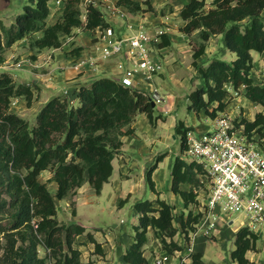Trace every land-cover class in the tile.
<instances>
[{"label": "trees", "instance_id": "obj_1", "mask_svg": "<svg viewBox=\"0 0 264 264\" xmlns=\"http://www.w3.org/2000/svg\"><path fill=\"white\" fill-rule=\"evenodd\" d=\"M51 2L54 4L55 0H29L9 30L0 19V34L5 31L7 35L5 44L0 35V67L4 63L5 49L27 38L31 39L32 49L41 51L60 48L69 37L76 36L75 31L83 25L81 0H62L57 8L61 11L60 17L49 25ZM144 5L150 6L149 1H118V6L130 13L142 12ZM206 8L207 0H190L180 12L185 22L182 32L188 36L198 32L201 39L193 52L192 66L203 85L188 96L189 111L197 115L204 112L208 118L215 119L225 111L233 92H243L247 100L264 108V80L257 81L253 73L256 64L253 53L264 57V0H212L211 9ZM108 28L112 27L104 12L89 7L86 29ZM37 34L41 36L32 39ZM217 35L223 38L224 47L234 53L236 59L200 63L206 54V43ZM162 40L159 46L170 45L166 35ZM70 92L68 97L52 98L39 112L36 125L31 127L27 120L11 111L13 100L32 99L31 87L16 86L10 74H0V227L7 240L0 264H83L81 253L73 248L78 236L87 237L95 244L97 252H102L100 244L84 227L59 223L57 201L76 194L86 183L100 194L113 174V160L123 146L122 138L133 132H123V128L140 114H146L154 124V107L147 96L112 78H100ZM210 106H214L212 111ZM240 126L245 127L249 138L264 146L263 112L253 121L243 119L238 123ZM190 130L183 122L176 128L184 151ZM156 168L157 164L146 177L153 189L152 173ZM45 171L53 172L57 185L55 194L40 181ZM207 181L202 165L176 158L171 191L181 197L186 209L196 204L199 190L208 188ZM183 185H188L189 189L183 190ZM136 208L140 213L139 224L134 227L133 242L123 255V264H151L145 256L150 231L168 247L184 250L174 242L179 228L175 225L173 206L157 199L140 202ZM191 212L180 224L188 230L187 234L196 231L203 216L198 213L192 218ZM3 220L7 221L6 225H1ZM186 238L190 240L189 235ZM257 242L256 233L240 228L235 233L231 259L238 264H254L246 255L257 251ZM41 246L48 251L44 258L39 256ZM188 257L189 264H205L201 252Z\"/></svg>", "mask_w": 264, "mask_h": 264}, {"label": "rangeland", "instance_id": "obj_2", "mask_svg": "<svg viewBox=\"0 0 264 264\" xmlns=\"http://www.w3.org/2000/svg\"><path fill=\"white\" fill-rule=\"evenodd\" d=\"M135 2L145 3L147 0H132ZM150 6L144 5V9L142 12L136 13V16H143L140 20H135L132 18L130 13L124 10L129 14L130 19L136 24H143L145 28L151 33L155 34L158 30H162L164 35H169L171 29L175 30V34L177 35H186L182 32V27L185 25V22L181 19L178 10L183 5V3L187 0H148ZM212 0H207V10L211 9ZM29 4V0H0V19L5 26L6 30H9L12 25L15 23L16 18L23 13L24 7ZM51 3V7H52ZM54 7V6H53ZM52 7V8H53ZM120 7V6H119ZM101 11L104 12L108 21H112L114 17L116 18L117 14H112L106 12L105 5L102 8H99ZM52 14V13H51ZM169 15L171 20H169V24H161L157 25V30L155 33L152 32L153 26H151V22L146 19L148 17H153V19H160L164 16ZM52 16V15H51ZM140 16V17H141ZM59 17L53 16L49 17L47 23H54ZM120 18V16H119ZM83 19V18H82ZM121 19V18H120ZM123 20V19H122ZM124 21V20H123ZM83 25L81 28L76 30V36L73 40L67 45L68 55H71L75 59H78L83 56H96L97 54V47L95 50L91 52L89 48L86 46L90 43H95L98 39H93L95 36H98L96 31H92V35L84 32V28L86 25L83 20ZM123 27V26H122ZM156 28V27H154ZM162 28V29H159ZM170 28V29H169ZM87 30V29H86ZM124 34H126L125 29H123ZM165 31H168L165 34ZM172 32V31H171ZM173 33V32H172ZM1 40L2 43L5 44L7 41V35L5 31L1 32ZM171 36V35H170ZM189 40H187L186 45H181L179 39L174 38L173 43H171L170 38L168 37L171 47L169 48L168 54L164 57L160 54L158 49L163 47L159 46L163 41V35L157 42L154 43L152 50L154 51V58L161 62L163 71L160 75H157L153 78L152 83L156 81V84L159 87L160 96L164 99V102L161 104H156L154 108V124L152 126L160 127L159 131L164 133L163 139L164 142H158L156 146L153 148L152 153L154 154V160L148 159L149 156H142L138 150H133L132 148L128 150V156H130L133 160L139 162L141 167H148L151 168L152 166L159 164L157 169L159 170L158 177H159V185L162 188V199L164 196L165 200H169V197L172 195L171 190H169L170 182H171V173L174 162L176 158L181 157L186 159L187 155L182 148V138L180 135L177 134L176 126L177 123L183 121L187 128L191 130H195L196 133H201L207 131L209 128L212 127V120L208 118L207 114L202 112V114H195L189 111V100L188 96L191 92L195 91L199 87L203 85V81L197 76V72L192 66L193 57L190 52H194L195 49L201 44V39L199 38L198 32L192 33L190 36L186 35ZM217 36H212L209 42L206 43L207 50L206 54L203 56V60L200 63L206 65L212 59H220L226 62H232L235 58V54L228 51L224 47L223 38L220 36L219 39H215ZM36 35L32 36L34 39ZM100 39V37H99ZM185 39V38H184ZM101 40V39H100ZM219 40V41H218ZM217 42H219L217 44ZM19 43V42H18ZM31 39L27 38L26 44L17 47L14 51H9L11 48H6L3 53L4 63L1 67H12L10 70H5L0 67V74L8 73L11 75L14 81L18 84L21 83H28L29 85H33L34 83L32 80L34 79L32 76H29L27 79L20 80L18 75L20 69H22V59H32L35 57L34 55H30L29 52L32 50L30 45ZM17 44V43H16ZM85 45V46H84ZM170 46V45H169ZM81 50L80 55L77 52ZM7 51H9L7 53ZM83 51V52H82ZM90 51V52H89ZM52 54H49L46 57L45 62L50 63L54 61L53 59L50 60ZM54 55V54H53ZM73 60V61H74ZM110 61V60H109ZM255 61V69H254V76L257 77V81L263 82L264 80V57L263 55L255 54L254 55ZM107 62V61H105ZM104 61L99 63V67ZM16 64H21V67H15ZM99 67L96 72L99 71ZM64 70V69H60ZM81 75L85 74H95L92 73H81ZM162 75V76H161ZM141 86L143 88V95L147 96L150 88L148 85ZM62 95H64V90L62 91ZM244 96V97H243ZM148 97V96H147ZM149 98V97H148ZM230 99L227 100V107L224 112L219 113L218 116H222L225 114L230 116L231 119L235 121V124L238 126V123L243 119L253 121L256 115L260 112L264 113V108L260 105L252 104L247 101L245 95L240 94L236 95L234 92L229 97ZM41 99V97H40ZM38 98V102L40 100ZM150 99V98H149ZM16 105H11V111L16 113L18 116L22 117L23 119L27 120L31 127H34L37 122H35V117L37 115L34 114L31 108H35L37 105L36 102H32L31 100H27L26 98H19L15 99ZM31 104V105H30ZM31 106V107H30ZM214 106H210L209 110L212 111ZM34 110V109H33ZM141 115V114H140ZM137 118L129 125L123 128V132L128 130H132V125L135 123ZM133 133V132H132ZM131 135V134H130ZM126 137V136H125ZM123 137V138H125ZM122 138V140H123ZM150 149V148H149ZM160 156H163L161 159L158 160ZM172 164V166H171ZM150 170V169H149ZM134 174H140L138 170L135 169ZM116 175V172L114 176ZM113 176V178H114ZM138 179L135 178L133 181L132 186L138 188V191L133 193L131 198L128 199V196L120 195L121 200L125 201L123 206L116 204L117 206L113 205L110 199L108 198L109 193L111 191V186H107L104 191V194L97 199L92 197L93 203H90L89 206H82L81 202L78 207V214L77 212V200L80 197L81 201V192L85 193L87 196L88 192H85L87 189L88 184L86 183L85 187L78 189L76 194H71L67 199L64 201L59 202L57 201L58 207V221L61 225L70 226L73 224L82 225L87 228L89 233H97L98 236H102V241L108 246L107 258L104 260H100V264H122V256L126 252L128 248V244L126 247H120L117 243L112 242L113 236L119 238V236H124L126 239H131V237L135 234L134 225H138L140 213L136 208V205L140 202H144L150 199L152 194V188L147 181V178L143 180V182H138ZM154 180V179H153ZM40 181L45 183L50 190L51 193L55 192V187H57L56 183L53 181V172L52 171H45L40 176ZM155 181V180H154ZM129 185V184H128ZM208 188H204L199 190L198 198L196 204H192L189 206L188 211L183 212H174L175 214V225L179 228V233L174 238V242L177 243L179 246L190 247L191 242L193 239H197L195 243V248H197L203 254V261L206 264H235L231 259V252L235 249V233L236 229L241 228V222L243 221V216L241 215H233L231 217L234 220V224L231 227H222L220 231H218L215 235L205 237L202 234L197 235L194 237L195 232H191L189 234L188 230H185L180 226L181 219L187 220L189 212L192 213V218H194L198 213H203L204 205L206 199L208 198L209 194V183L206 182ZM113 192V190H112ZM115 194V193H114ZM116 199V195H115ZM114 202V200H113ZM176 206L174 207V210ZM1 225H6L7 221L3 220ZM93 235V234H92ZM189 235L188 241H186V236ZM258 242H257V251L254 253V258L257 260L258 264H264V231H258ZM94 237V236H93ZM186 238V239H185ZM95 239V238H94ZM96 241V240H95ZM6 236L4 233L1 232L0 227V257L3 254L4 246L6 245ZM97 242V241H96ZM170 242V240H168ZM98 243V242H97ZM123 244V243H122ZM148 248L145 250L146 256L150 259L154 258L161 254H168L172 256V258L179 259L181 262L184 258L180 255V251L175 250L174 246L168 247L169 245H165L161 239H156L155 235H151V242L148 243ZM73 248L77 249L80 253V261L83 264H94L92 259L100 257H104L103 253H98L96 246L94 243H91L90 240L85 236H78L75 238ZM48 255V251L44 247H39V256L46 257ZM180 255V258H179Z\"/></svg>", "mask_w": 264, "mask_h": 264}, {"label": "built area", "instance_id": "obj_3", "mask_svg": "<svg viewBox=\"0 0 264 264\" xmlns=\"http://www.w3.org/2000/svg\"><path fill=\"white\" fill-rule=\"evenodd\" d=\"M61 4L62 0H55V9ZM103 5L106 12L117 14L124 20L127 33L118 36L113 28L99 31L102 44L96 49L98 55L75 59L72 67L81 73H96L100 62L122 56L116 63L118 77L115 80L139 93H143L145 84L148 85L150 90L147 96L160 104L162 98L152 80L162 73L163 67L154 58L152 48L164 32L158 30L151 34L143 24L134 23L114 0H81L82 22L84 20L87 23L89 7L102 8ZM73 38L69 37L61 47L67 46ZM61 47L54 49L53 53ZM53 53L50 60L53 59ZM15 67L20 68L21 64ZM1 68L10 70L5 66ZM70 94V91L64 90L65 97ZM16 101L13 100L12 105H16ZM212 124L205 132L190 130L186 134V160L195 161L204 167L210 189L194 237L199 234L205 237L216 236L222 227L234 224L231 219L233 215L243 216L241 228L256 234L264 231V146L252 140L253 137L249 138L245 127H238L230 116H217ZM170 259L171 256L166 254L156 259L155 264H170Z\"/></svg>", "mask_w": 264, "mask_h": 264}, {"label": "crops", "instance_id": "obj_4", "mask_svg": "<svg viewBox=\"0 0 264 264\" xmlns=\"http://www.w3.org/2000/svg\"><path fill=\"white\" fill-rule=\"evenodd\" d=\"M114 1L118 5L119 0H114ZM189 1L190 0L185 1L183 3V5L179 8V10H178L179 15H180V12L183 9V7ZM51 3L54 6L53 2H51ZM51 3H50V8H51V13H52L51 15L52 16L50 15V17L56 16V15H57V17H60L61 11L59 12L58 9H55V7H53V6H52L53 7L52 8ZM143 9H144V6H143ZM128 13H130V12L128 11ZM130 15L132 16V18H135V20H140L143 17L141 15L136 16V15H138L136 13H130ZM146 19H148L151 22V26L154 25L152 28V32L155 33L156 30L158 29L157 25L159 26L161 24H166V25L169 24L168 21L171 20V17L169 15H167V16H164L160 19H153V17H148ZM108 22L110 23L111 27L113 29H115L118 36H124L125 35L124 31H123V29H125L124 28V21L122 19H120L119 16H117L116 18L114 17L113 22L111 20ZM48 24L51 25L53 23H48ZM154 27H156V28H154ZM159 29H162V28H159ZM83 30H84V32L87 31V33H90L91 35L93 34L92 31H88V30H86V28H84ZM171 31H170L169 35H166L167 37L170 38L171 43L175 42L174 38H177L180 40V42H177V43H180L181 45H186L187 40H189L186 35H177V34H175V30L171 29ZM96 32L98 33V36H95L93 39H98V41L95 43H90L86 46V48H89L91 50V52H93L95 50L96 46L100 45V43H101V40L99 39L100 33L98 30ZM167 33H168V31H165V34H167ZM40 36H41V34L36 35V37H40ZM219 38H220V36L215 37V39H219ZM26 41H27V39L20 41L19 43L13 45L9 49V51H14L17 49V47L25 45ZM218 43L219 42H217V44ZM158 44H160V43H158ZM170 47H171V44L168 47H163L161 49H158V51L164 57L166 54H168ZM9 51H7V53ZM68 51L69 50L67 49V46L61 47V49L56 51L55 53H53L54 49H45V50H41V51H39L38 49H32V50H30L29 54L34 55L35 57H32V59H27V58L22 59V62H24V64H22V69H20L19 72H24V73H20L18 76L20 78H22L20 80L27 79L29 76H32L34 78L32 80V82L34 84L29 85L28 83H21V82H19L17 84L16 81H14V84L16 86L23 85L26 87H31V90L33 92V97H32L31 103L36 102V100L38 102V98L40 99V97H41V99L39 100V102L37 103L35 108L34 107L31 108V110L34 114L37 113V115L35 117V122H37V116H38L39 112L41 111V109L52 98H54L56 96H61L63 90L73 91L78 87L89 85L92 81L100 79V78L117 79V77H118L117 76L118 72H117V68H116V63H117V61H119L123 58L122 56L115 57L114 59H112L110 61L102 63L99 67V71L96 72L95 74L81 75L78 70H76L72 67L74 57L71 55H68ZM52 53L54 54L53 55L54 61H52L50 63H46L45 62L46 57ZM80 53H81V50H79L77 52L78 55H80ZM190 54L193 57V52L192 53L190 52ZM255 54L256 53H253V57ZM235 59H236V55L232 61H234ZM202 60H203V57L199 61L201 62ZM61 68H64V70H60ZM262 72H264V69L262 70ZM153 86L157 90H159V87L156 84V81L153 82ZM242 95H243V92H242ZM247 101L250 102L249 100H247ZM163 102H164V99L162 98V103ZM250 103H252V102H250ZM252 104H254V103H252ZM181 122H183V121H181ZM177 125H178V123H177ZM184 125L187 128L185 123H184ZM155 126L151 125L146 114H141L137 117V120L132 125L133 133L131 135L123 138V146L116 153V155L114 157L113 174H112L111 178L109 179V182L103 186L100 194H96V192L93 190V188H91V186L87 183L88 186H87V189L85 192H88V194H87V196H85V193L81 192V201H80V197L77 200L76 215L78 214V207L80 205V202H81L82 206H89L90 203H93V201H91L92 197H95L96 199L98 197H101L104 194V191L107 188V186H111V188L113 190V192H112V190L108 191V193H109L108 198L110 199V201L112 202L113 205L117 206L116 204H118L119 207L123 206L125 204V201L121 200L122 198H120V195H122L123 197L127 195L128 199H129V198H131L133 193L138 191L137 187L132 186V185H134L133 184L134 179L137 178L138 182H143V180L147 177V173H148L150 168L148 167V164H147V167L146 166L141 167V165L139 164L138 161L133 160L130 156H128V153H129L128 150L131 148L133 150H138L142 156H149L148 159H150L151 161L154 160V154L152 153L153 148L156 146V144L158 142L160 143L161 141L162 142L165 141V139H163L164 133L159 131L160 127L155 128ZM176 128H177V126H176ZM158 165L159 164H157V168L159 167ZM171 166H172V164H171ZM157 168L152 173V181L154 184V189L152 188V194H151V197L148 201L155 202L157 199H161V200H164L165 202H167L168 204H170L171 206H173V208L176 206V209L174 210V212H180L182 214L183 212L188 211V208L186 209L185 204H184L183 200L181 199V197L179 195L174 194L172 191H171L172 195L169 197V200H165L164 196L162 199L161 195H162L163 191H162V188L160 187V185L158 183V181H159L158 180L159 179L158 173H159L160 169H157ZM171 168H173V167H171ZM135 169L138 170L140 174H137V175L134 174ZM115 172H116V175L114 176ZM113 176H114V178H113ZM85 185L82 188H84ZM169 185H170L169 190H171L172 173H171V182ZM82 188H81V190H82ZM56 189H57V187H55V192L53 194L56 193ZM182 189L188 190L189 186L183 185ZM115 195H116V199H115ZM113 200H114V202H113ZM62 201H64V200H62ZM62 201H59V202L62 203ZM135 226L136 225H134V227ZM82 227H84V226H82ZM84 228L87 230L86 227H84ZM238 230L239 229H236L235 231L237 232ZM87 232H88V230H87ZM92 234H93L95 240L100 244L101 251L104 255V257H100V259H98V258L92 259V262H95L94 264H100V260H104L107 258V252H108V249H107L108 246L106 245L107 241H105V243H104L102 241V238H103L102 236H98L97 233H92ZM151 235L154 236L153 231H150L148 234L149 242H151ZM133 236L131 237V239H126V237L123 238L124 236H122V235L119 236V238H116L115 236H113L114 239L111 241L114 243H117V245L120 247H126L127 244L129 246L132 244ZM197 240H198V238L193 239V241L190 244V247H186V248L184 247V250L179 252L180 255L183 256V258H184L181 262L179 261V259L174 260V258H172V256H171L169 263L170 264H189L190 259L188 256L191 253L200 252L194 246L195 243L197 242ZM148 245L146 246L145 250L148 248ZM129 246H128V248H129ZM254 253L255 252H248L246 257L250 262H252L254 264H258L257 260L253 257ZM164 255H166V253L161 254V256H164ZM180 255H179V258H180ZM145 256H146V252H145ZM161 256L158 255L152 259L148 258L147 256L146 257L149 259L151 264H155L156 259H158ZM233 262L235 264H238L235 261H233ZM122 264H123V260H122Z\"/></svg>", "mask_w": 264, "mask_h": 264}, {"label": "water", "instance_id": "obj_5", "mask_svg": "<svg viewBox=\"0 0 264 264\" xmlns=\"http://www.w3.org/2000/svg\"><path fill=\"white\" fill-rule=\"evenodd\" d=\"M153 107L155 108V103H153Z\"/></svg>", "mask_w": 264, "mask_h": 264}]
</instances>
